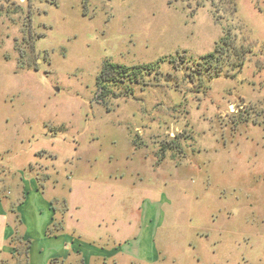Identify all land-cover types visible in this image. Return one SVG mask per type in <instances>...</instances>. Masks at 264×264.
<instances>
[{
	"label": "rangeland",
	"instance_id": "obj_1",
	"mask_svg": "<svg viewBox=\"0 0 264 264\" xmlns=\"http://www.w3.org/2000/svg\"><path fill=\"white\" fill-rule=\"evenodd\" d=\"M103 64L154 71L105 93ZM25 175L85 264H264V0H0V197Z\"/></svg>",
	"mask_w": 264,
	"mask_h": 264
},
{
	"label": "crops",
	"instance_id": "obj_2",
	"mask_svg": "<svg viewBox=\"0 0 264 264\" xmlns=\"http://www.w3.org/2000/svg\"><path fill=\"white\" fill-rule=\"evenodd\" d=\"M28 180L37 182L34 177L25 175L20 188L19 200L12 202L6 197H0V264H8L14 258V252L18 251L15 247L16 244H19V247L22 248L23 243H17L14 241L16 239L21 241L28 240L24 248L27 250V257L25 256V258L28 259L29 264H34L33 259L39 260L40 255L44 256L42 262H38L37 264H65L68 263L69 260L75 259V261L80 260V263L85 264L82 258L84 255L80 252V249H77L75 246L78 242L77 239H81V236L75 235L74 228L67 223L68 220H56L57 210L54 204L48 197L42 199V197H45V188L35 187L33 189V192L36 193L37 196L40 195L43 206L49 211L46 220L42 223V226L39 227L40 232L37 233L31 229V226L34 225L36 221H32L30 224V222H26L23 216H21L19 209L29 201L30 192L25 186ZM13 181L17 182L14 177L8 178V182ZM68 192H71V190ZM39 213L41 214L42 212ZM14 229L18 230L20 235H16L13 238L12 231ZM29 230H31L30 236H28ZM32 230L34 231V235H32ZM46 230L48 232L47 234ZM100 235L97 237L102 238ZM36 247L37 250L34 251L37 252V256L33 258V249Z\"/></svg>",
	"mask_w": 264,
	"mask_h": 264
},
{
	"label": "trees",
	"instance_id": "obj_3",
	"mask_svg": "<svg viewBox=\"0 0 264 264\" xmlns=\"http://www.w3.org/2000/svg\"><path fill=\"white\" fill-rule=\"evenodd\" d=\"M214 18L216 19L215 14ZM226 37L221 39L220 43L215 44L214 51L212 53L202 58L201 62L197 64L199 67L196 65V71L198 72V75L204 71H211L213 67L218 66V64L224 62L227 58L236 56L240 61V59L243 57L241 52H234V43H230L229 38ZM170 62H173V68H175V65H177L176 61L172 60ZM153 71L154 66L152 65H143L129 68L114 64H103L95 85L105 93H110V88L113 85L118 83L126 84L125 79L130 84H139L142 82L141 80L143 79L144 75L150 74ZM139 77H142L141 80ZM162 149L164 152H166L168 149L171 151L172 148L163 146Z\"/></svg>",
	"mask_w": 264,
	"mask_h": 264
},
{
	"label": "water",
	"instance_id": "obj_4",
	"mask_svg": "<svg viewBox=\"0 0 264 264\" xmlns=\"http://www.w3.org/2000/svg\"><path fill=\"white\" fill-rule=\"evenodd\" d=\"M54 90H55V92H58V89L57 88H55Z\"/></svg>",
	"mask_w": 264,
	"mask_h": 264
}]
</instances>
